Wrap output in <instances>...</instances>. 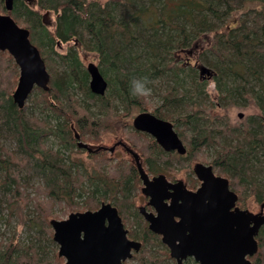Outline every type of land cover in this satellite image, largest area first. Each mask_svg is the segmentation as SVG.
<instances>
[{"label": "trees", "instance_id": "trees-1", "mask_svg": "<svg viewBox=\"0 0 264 264\" xmlns=\"http://www.w3.org/2000/svg\"><path fill=\"white\" fill-rule=\"evenodd\" d=\"M238 9L246 10L242 19L235 16ZM43 11L55 16L52 30L46 27L49 23L40 14ZM0 13L29 30V39L50 76L48 91L36 87L31 92L36 94V104L49 112L50 120L28 116L24 107L19 109L12 100L18 67L8 52L0 51V133L14 143L12 150L0 144V188L9 215L16 203L30 204V227L38 229L42 239L51 242L49 221L58 218L56 206L69 214L93 211L110 201L124 225L123 215L130 224V234L141 241V249L125 264L133 260L137 264H166L170 260L168 251L159 254L156 248L163 245L139 223L131 208L139 184L133 165L99 168L100 177H92L81 172L80 164L69 157V151H77L75 135L98 142L103 131L125 128L128 122L121 113L128 115L139 107L148 110L149 96L132 95L133 81L137 80L146 81L147 87L157 91L160 104L151 111L172 121L187 142L183 158H198L211 165L228 179L238 202L246 191L256 202H264L262 124L249 119L247 128L236 133L226 117L229 108L251 103L264 114V0H13L9 12L0 0ZM67 42L72 45L66 55H58L63 66L59 71L52 46ZM80 50L98 53L100 72L114 96L110 91L103 96L90 92ZM181 54L188 60L194 55L196 59L193 63L179 62ZM210 81L217 90V102L209 99ZM209 109L224 114L213 119L221 130L211 128ZM224 134L231 137L222 143L218 139ZM49 137L56 140L57 150L46 146ZM141 137V133L129 130L127 138L132 148L147 156L150 170L156 171V162L166 161L154 143H145ZM213 147L215 153L207 161L206 150ZM110 160L103 158L97 165ZM183 165L184 161L180 167ZM21 171L40 178L32 197L23 190ZM256 239L258 250L249 259L252 264H264V225ZM62 262L57 252L51 260L44 259L37 245H21L14 234L7 241L0 240V264Z\"/></svg>", "mask_w": 264, "mask_h": 264}, {"label": "water", "instance_id": "water-1", "mask_svg": "<svg viewBox=\"0 0 264 264\" xmlns=\"http://www.w3.org/2000/svg\"><path fill=\"white\" fill-rule=\"evenodd\" d=\"M3 4L7 12L12 10L13 0H3ZM48 15L43 14L45 23L49 22ZM29 35V30L20 27L10 15L0 13V51L8 52L19 70L12 93L19 109L34 88L49 89L45 62ZM85 69L90 92L105 95L108 85L98 66L90 62ZM205 73L209 75L207 70ZM132 125L137 131L149 133L164 150L185 152L169 121L140 112ZM75 138L78 140V135ZM77 146L92 152L80 141ZM128 151L142 182L141 193L156 212L142 211L144 219L149 230L161 236L176 264H182L187 257L193 258L194 264H252L249 257L258 250L256 237L264 225V202L256 213L239 207L238 195L230 189L228 179L215 176L211 165L200 162L192 169L201 182L195 191L187 190L181 181L168 183L162 174L149 179L137 154L129 148ZM49 225L52 240L58 245L57 255L64 259L62 264H125L141 248L140 242L127 237L117 208L109 202H102L93 211L71 212L65 219H51Z\"/></svg>", "mask_w": 264, "mask_h": 264}, {"label": "rangeland", "instance_id": "rangeland-1", "mask_svg": "<svg viewBox=\"0 0 264 264\" xmlns=\"http://www.w3.org/2000/svg\"><path fill=\"white\" fill-rule=\"evenodd\" d=\"M102 2L106 1V0H101ZM237 7H239V3L235 4ZM246 13L245 9H238L237 12L235 13V16H240L239 18L242 19L243 15ZM41 15L44 14V11L40 13ZM245 17V15H244ZM49 18V25H47V29L48 30H52L54 28V19L55 16L52 12H50V14L48 15ZM248 18V17H247ZM250 19V18H249ZM72 45L71 42H67V43H59L58 45L52 46L53 49V54L52 57L53 59L57 62V66L59 71H61L63 69V66L61 65L60 61H59V56L58 55H66L69 52V48ZM194 52V50H192ZM5 52V51H4ZM79 58L83 63V66L86 68L88 63H94L95 65H97L99 68H101L100 65V61H99V56L98 53L91 51V50H80L79 53ZM187 60L190 61L191 63L194 62L195 55L191 57V59H187V56H184L183 54H181L180 56H178V61L181 62V60ZM103 66V65H102ZM104 70V69H103ZM19 73V70H18ZM19 76V74H18ZM107 76H109V73L107 74ZM18 81V79H17ZM88 83H89V79H88ZM87 83V85H88ZM17 84V82H16ZM16 87V85H15ZM14 87V89H15ZM13 89V91H14ZM108 91H110L109 93H111L112 96L114 93V90L110 88L106 90V93H108ZM207 91H208V95H209V99L211 102H217V90L214 86L213 82H209L208 83V87H207ZM155 90L151 89V95L147 98L148 100V111H151V109H154L156 106H158L160 104V100L157 96V94H155ZM13 93V92H12ZM94 97V96H93ZM36 94L32 93L27 100L25 101L24 104V112L26 115L28 116H34L36 118L39 119H49V112L46 109H42V107L40 105H37L36 101ZM85 100V98H84ZM88 105L91 109V111L94 113L96 112V109L94 108V105L90 103V101L88 102ZM142 111L143 108H137L134 111L128 112L129 114L126 115L125 112H122L121 115L124 116L125 115V120L130 121L132 120V117L130 118V116L136 114L138 111ZM212 109H209V119H212V123L211 124V128H216V129H222L221 125L215 121V123L213 122L214 117L217 115L218 117H223L221 115H224L222 113L221 110H214L213 112L211 111ZM241 114V117L239 116ZM226 117H227V122L228 125L231 129H236V133L244 128H247V124L249 119L251 120H255L256 122H260L262 124L261 126V131L264 133V114L254 105V104H248L245 107H240V106H233L231 108L228 109L227 113H226ZM130 118V119H129ZM51 122H53L51 120ZM128 130V129H127ZM127 130L125 128H114L113 131L111 130H105L103 131V133L100 135V142L103 145L106 146H111L115 141H117L118 139H120L121 137H125V134H127ZM129 131V130H128ZM225 136V134H224ZM231 137V134L226 135L225 137H222L220 139H218V141H221L222 143L226 142L229 140V138ZM84 141V140H82ZM84 142H88V143H95L97 144L98 142H89L88 139H85ZM0 144L5 146L7 149L12 150L14 147V143L13 141L10 139V137L5 136V134L3 132L0 133ZM46 146L49 148H52L54 150H57L59 147L56 143V140L52 137H49L46 142H45ZM76 145V144H75ZM77 151H69V157L72 159V161L74 162H78L80 164V170L83 173H88L90 176L92 177H100V170H97L99 168H103V169H108L109 167L112 168L113 165H116L118 163V161H124V164H126L129 160L128 156L126 154H122L120 155V153H117V157L116 155H112L110 156L108 153H105V159H112L110 160V162H105L102 164V166L97 165V162L101 159L97 158L99 156L96 157H92L91 155H89L85 150H81L79 148H74ZM62 150V149H61ZM62 152L68 154L67 151H63ZM215 153V148H210L208 150H206V160H211L213 155ZM120 155V156H119ZM110 157V158H109ZM115 157V158H114ZM118 158V159H117ZM202 162L200 159L198 158H194L193 160L190 161V165L188 164L187 166H183L179 171H173V176L176 177L177 179H185L187 173L191 170V164L194 162ZM204 164H208L205 162H202ZM129 163L126 165L128 166ZM22 179V182L24 183V187L23 190L26 193V195H28L29 197L34 196V187L37 186L38 184H40V178L33 174V173H26L25 171H21L20 176ZM140 187H141V183L137 185V193L134 196V202L136 204V206H141L142 203V196L140 194ZM81 200V199H80ZM79 201V200H78ZM110 202V201H109ZM237 205L243 209H248L254 213L259 211V206L260 203L256 202L255 199L250 195V193H248V191L243 193V196L241 198L240 202H237ZM12 209V213H10L9 215V206H7L6 204V197L4 195V192L2 191V188H0V240L3 239L4 241H7L9 239V237H11L13 234L15 235V237L17 238V241L19 244L21 245H25L28 244L29 242H33L35 245L38 246V250L39 252H41L42 256L44 257V259L46 260H51L52 256L55 252H57L58 250V245L53 242L52 240V236H51V242H47L46 240L42 239L39 235L37 230L38 229H34L33 227H30V223H29V218L31 217V206L30 204H28L27 206H24L21 203H16L14 206L11 207ZM55 214H57L58 218L57 219H65L68 215L67 214H63L61 213V210L59 207H55L54 209ZM50 230L51 227L49 226ZM39 231V230H38ZM53 233V232H52ZM156 250L159 252V254L164 255L166 254V249L164 247H157ZM64 262V261H63ZM62 262V263H63ZM61 263V264H62ZM130 264H137L136 260H133L130 262ZM166 264H175L171 259L168 260L166 262Z\"/></svg>", "mask_w": 264, "mask_h": 264}, {"label": "flooded vegetation", "instance_id": "flooded-vegetation-1", "mask_svg": "<svg viewBox=\"0 0 264 264\" xmlns=\"http://www.w3.org/2000/svg\"><path fill=\"white\" fill-rule=\"evenodd\" d=\"M99 68V67H98ZM100 70V69H99ZM102 74V73H101ZM104 77V76H103ZM105 78V77H104ZM106 79V78H105ZM106 81H107V79H106ZM107 85H108V82H107ZM107 89H108V86H107ZM140 112H149V113H151L152 115H154L155 117H157V118H160V119H162V120H166V121H169L171 124H172V128H173V130H174V132L177 134V136H178V138L181 140V142H182V144H183V146H184V148H185V152L183 153V154H180V153H178L176 150H171V151H166V150H164L157 142H156V140H155V138L154 137H152L149 133H147V132H141V131H137V130H135L134 128H133V125H132V122H133V119H134V117L138 114V113H140ZM132 117V120H131V122L130 121H128L127 120V124L125 125V129L127 130H133L134 132H137V133H141L142 135H143V137H141L140 138V140H142V141H144L145 143H150V145L152 144V143H154L160 150H161V153H162V155H163V157H164V160L163 161H166L165 162V164H163V163H161V164H159L158 165V162H156V167L155 166H152V167H155V168H158V170H156V171H152V170H150L151 168H149V166H148V164H147V159H146V157L147 156H144L143 154H140V152L138 151V150H136V149H134V148H132V146H131V144L129 143V141H128V130H127V134H125V137H121L120 139H118L117 141H115L111 146H106V145H103V144H101L100 142H98L97 144H93V143H88V142H84V141H82L80 138L77 140L76 139V141H75V143H76V146H77V141H80V142H82V143H84V144H86L91 150H92V152H87V150L86 149H84V148H79L78 146H77V148H79V149H81V150H85L89 155H97V156H99V159H103L104 157H105V153H108L110 156H112V155H116V157H117V153H120V155H122V154H126L127 156H128V158H129V160L128 161H126L127 163L126 164H124V162H125V160L124 161H118V163H120V165H123V166H126L128 163L129 164H132L133 165V167L135 168V170H136V173H137V176H138V179H139V184L141 183V187H140V194H141V196H142V198H143V200H142V205L141 206H136V204H135V202H134V198H133V203H134V205L131 207L132 208V210H134L135 211V214L137 215V218H138V221H139V223L141 224V225H146V227L148 228V223L145 221V219H144V216H143V214H142V211L143 212H146V213H153V214H156V212H155V210L151 207V206H149L147 203H148V198L147 197H145L142 193H141V188H142V182H141V180H140V178H139V173H138V170H137V168H136V165H135V162H134V157H133V155L128 151V148L129 149H131L135 154H137V156H138V159H139V162L141 163V165H142V168L144 169V171L146 172V174H147V176H148V178L149 179H151V178H153V177H155V176H157V175H160V174H162V175H164V177H165V179H166V181L168 182V183H171V184H175L176 182H178V181H181L182 182V184H183V186L187 189V190H189V191H195L199 186H200V181L196 178V176L194 175V173H193V165L195 164V163H197L198 161H196V162H194V163H192L191 164V170L187 173V175H186V177H185V179H177L176 177H174L173 176V171H179L180 169H181V162L182 161H184V165L183 166H187L189 163H190V161L191 160H193L192 159V157H190L189 159H185V158H183V157H185L186 156V154H187V142L186 141H184L183 139H181L180 138V135H179V133H178V130H176V128H175V125H174V123L172 122V121H170V120H167V119H163V118H161V117H159L158 115H156V113H153L152 111H148V110H140V111H138L136 114H134L133 116L131 115L130 116V118ZM129 118V119H130ZM144 144V143H143ZM102 153H104V154H102ZM101 155H102V157H101ZM119 155V156H120ZM113 157V156H112ZM112 157H111V159H112ZM110 158V157H109ZM115 158V157H114ZM118 159V158H117ZM188 160V161H187ZM200 163H202V162H200ZM204 164V163H203ZM190 165V164H189ZM205 165H209V164H205ZM152 169H154V168H152ZM212 169H213V167H212ZM213 173H214V175L215 176H221V177H224V176H222V175H219V174H217V172L213 169ZM226 178V177H225ZM228 183H229V181H228ZM168 203H169V200L167 201ZM261 204V203H260ZM111 205H112V203H111ZM113 206V205H112ZM115 207V206H114ZM118 211V210H117ZM120 216V215H119ZM121 218V217H120ZM123 219H124V221H125V225H124V223H123V221H122V223H123V225H124V228L127 230V237L130 239V240H134V241H138V242H140L141 243V241L139 240V237H133V235L132 234H130V232L132 231L133 232V230H131V226H130V224L125 220V216L123 215ZM122 220V219H121ZM178 220V219H177ZM148 230H149V228H148ZM150 231V230H149ZM155 237H157V240L158 241H160V243L163 245V247L166 249V251H168V254H169V250H168V248L161 242V236L160 235H158V234H155V233H153L152 231H150ZM141 249V248H140ZM170 257V256H169ZM175 264H176V261H175V259H173V258H170ZM63 261H64V259H63ZM195 262H194V260H193V258H191V257H187L185 260H183L182 261V264H194Z\"/></svg>", "mask_w": 264, "mask_h": 264}, {"label": "clouds", "instance_id": "clouds-1", "mask_svg": "<svg viewBox=\"0 0 264 264\" xmlns=\"http://www.w3.org/2000/svg\"><path fill=\"white\" fill-rule=\"evenodd\" d=\"M146 81H133L132 95L136 97H147L151 95V88L146 86Z\"/></svg>", "mask_w": 264, "mask_h": 264}]
</instances>
